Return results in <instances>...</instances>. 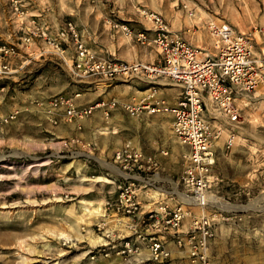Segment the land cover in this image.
<instances>
[{"label": "rangeland", "instance_id": "rangeland-1", "mask_svg": "<svg viewBox=\"0 0 264 264\" xmlns=\"http://www.w3.org/2000/svg\"><path fill=\"white\" fill-rule=\"evenodd\" d=\"M21 1L29 12H42L51 29L73 21L104 56L112 55L103 48L104 43L126 52L135 49L128 47L130 41L123 33L105 24L104 15L111 11L137 28L151 25L140 9L160 11L173 29L207 49L212 46L208 30L212 19L228 22L242 32L264 27V0H185L194 8V16L176 0ZM10 12V0H0V42L17 44L24 32L17 16ZM256 35L257 49L264 56V41L258 32ZM14 61V72L0 80V116L19 111L15 120L0 128V264H117L115 257L93 260L86 254L93 240L102 235L92 224L108 191L115 188L101 176L117 177L116 169L87 146H64L63 140L78 129L74 123L51 124L36 104L56 94L72 93L77 83L58 55L34 44L20 47ZM83 92L91 99L93 90ZM117 108L124 116L136 118L121 105ZM111 117L112 113L102 116L99 122L109 124ZM126 121L131 135L137 127L145 140L169 150L166 156L170 162L166 158L162 162L164 171L169 168L170 173L163 175H170V190L178 188L175 180L183 169L187 148L174 137L171 123L163 129L159 126L162 119L154 122L144 118L140 124ZM87 130L89 125L84 124L87 140L100 133ZM121 134L114 130L108 143L119 147L125 141ZM237 134L231 148L226 149L221 142L217 149L213 173L218 178L210 194L246 208H224L214 203L225 218L216 220L210 254L221 264H264V84L242 103ZM62 154L66 157L60 158ZM174 196L173 201L178 198ZM192 209L193 214L199 212L197 207ZM187 219L191 221V217Z\"/></svg>", "mask_w": 264, "mask_h": 264}, {"label": "built area", "instance_id": "built-area-1", "mask_svg": "<svg viewBox=\"0 0 264 264\" xmlns=\"http://www.w3.org/2000/svg\"><path fill=\"white\" fill-rule=\"evenodd\" d=\"M189 16L195 10L185 0H176ZM12 13L24 32L17 44L0 42V80L14 72V57L20 47L42 40L44 52L58 55L77 83L72 93H60L48 100H37L40 111L53 125L82 121L98 108L109 117L121 105L130 115L140 117L166 112L172 115V133L186 147L184 166L175 180L178 188L170 190V177L162 173L157 154L146 153L126 140L117 148L112 164L117 177L107 179L115 188L103 201L92 226L104 241L94 244L87 255L93 260L120 257L127 264H168L170 238L186 250L192 263L214 264L210 254L216 220L224 219L223 210L212 202H200L210 194L215 180L213 168L217 149L231 148L241 124L242 103L264 84V56L258 51V36L264 41V27L242 32L225 21L208 22L211 48L188 41L171 27L159 12L139 11L150 22L137 28L126 21L112 19V25L139 43L153 45L159 51L157 62L126 61L116 56H102L89 47L83 32L71 20L50 28L40 25L38 15H29L21 0H11ZM264 53V50L261 49ZM97 82H132L145 85L144 95L131 101L99 99L81 103L85 84ZM177 87L174 104L158 98L161 87ZM19 111L0 116V128L18 117ZM64 146L92 147L74 135L64 139ZM164 155L167 151H162ZM66 154L60 155V158ZM176 195L178 198L173 203ZM183 195L196 201L187 202ZM144 197V200L141 197ZM197 207L199 212L193 214ZM191 217L184 229V221Z\"/></svg>", "mask_w": 264, "mask_h": 264}, {"label": "crops", "instance_id": "crops-1", "mask_svg": "<svg viewBox=\"0 0 264 264\" xmlns=\"http://www.w3.org/2000/svg\"><path fill=\"white\" fill-rule=\"evenodd\" d=\"M24 6H25V4H24ZM10 10L12 12L11 0H10ZM155 11H157V10H155ZM157 12L163 14L160 11H157ZM12 14H14V13H12ZM28 14L29 15H32V14L38 15V22L40 25H42L44 23L49 25L47 23V21H45L46 20L45 17H41V15H43L42 12L36 13V12H29L28 11ZM104 17H105V24L107 23V26L109 27V29L111 28L117 32L123 33L121 30L116 29L112 25V19H118L121 21H126L130 25L135 26V24L133 22H131L129 19L123 18L118 12H114V11H111L110 13L108 12V13H106V15H104ZM166 20L170 24V20H168L167 18H166ZM56 26H58V25H56ZM49 27H50V25H49ZM55 27H53V28H55ZM83 35H84V39H85L87 45L89 47H91L94 51H96L98 54L102 55L93 46V43L90 41V39L87 38V36L84 33H83ZM124 36L127 38V42L130 41V43L128 44V47L129 46L131 48L134 47L135 48L134 50H130L128 52L123 51V50H117L115 48V46L112 47V45L107 44V43L103 44V48L107 49L110 52L109 54L112 53L118 59H122V60H126V61H144V62L153 63V62H157L159 60V51L157 50V48L155 46L141 44L136 39H134L130 36H127L126 34H124ZM31 44L36 45L38 47V49H43V47H45V44L40 39L37 40V42L31 43ZM136 46H138L139 49H136ZM146 47L147 48L152 47V48L149 49V52L142 54V51H144V49H147ZM24 50H26V48H24ZM102 56H104V55H102ZM13 63L15 64V61H13ZM84 87H85L84 89H87V90L90 89V90H93V92L91 95V99H86V96L82 95V97L79 99V102H81V103H93L99 99H104L105 101H108L111 98H116L121 102L131 101L133 99L139 100L144 95V93L146 92V91H144L145 85H141L137 81H132V82L116 81V82H107V83L106 82L93 81L92 83L85 84ZM178 90L179 89L177 87H173V86L172 87H170V86L161 87L159 94H158V98L165 100L169 104H174L176 101V98H177ZM84 93H86V92H83V94ZM37 108L39 109L38 106H37ZM111 113H112L113 117H111L109 119V124H104L103 121L99 122V120L102 119V116L103 117L105 116L103 109H101V108L96 109L92 115H90L89 117H87L86 119H84L82 121V129H80V130L78 129V132H76L74 135L81 137L82 140L85 142H90L93 146L92 147L87 146V147L91 151L98 153V155L101 158H103L104 160H110L111 162H112V157H113L114 151L117 148H119L126 140L130 139L135 144V146L141 148L144 152L157 154V156L159 157V159L161 161L162 173H170L169 168L167 169V171H164V164H163L164 162H162V161H164V158L167 159V162H170V159L168 158V156L164 155L162 152V151L169 152V150L166 149L165 147H163V145H161V147H160L159 144L155 143V141L145 140V137L143 136L142 131H140V129H138L137 127L135 128V130H132V135H131L130 132H127V124L126 123L129 121H126V120H128V119L133 120L135 123L140 124V121L143 120L144 118H152L154 120V122H157L159 119H162V122L159 123V126L163 129H165L168 127L169 123H171V125H172V115L170 113H166V112H158V113H154V114H149L145 111L140 117L131 118L127 115L124 116L122 114V110L120 108L113 109V111ZM165 116H166V118H164ZM163 119H165V120H163ZM169 119H171L170 122H169ZM116 120H118V121L116 122ZM84 124L89 125V130H87V132H91V130L92 131L95 130L96 134H97V131L100 132L99 135H94V136L92 135V137L89 140H87V138L84 137V132H83ZM68 125H73V124L69 123ZM74 127L77 128L75 124H74ZM171 128H172V126H171ZM116 129H119L121 131V133H122L121 136L123 138V141L125 140L119 147H117V146L114 147L115 145H111L108 143L110 138H111L110 134H112V132ZM213 174H214V178L217 179L218 176L215 173H213ZM166 177H170V175H167ZM108 192H110V191H108ZM141 198L144 200L143 196ZM174 201L172 199H170L171 203H173ZM190 222L191 221L186 218L184 221L183 228L187 229L190 225ZM168 247L171 251V257H170V261L168 262V264H196V263L191 262V259L189 258L187 251L178 248L176 246L175 242L171 238H170V242L168 243ZM210 252H211V250H210ZM211 256H212V259L214 261V264H221L219 262V260L214 259V256L212 253H211ZM116 259H117V264H127L120 257H116ZM247 264H250V263L247 262Z\"/></svg>", "mask_w": 264, "mask_h": 264}, {"label": "bare ground", "instance_id": "bare-ground-1", "mask_svg": "<svg viewBox=\"0 0 264 264\" xmlns=\"http://www.w3.org/2000/svg\"><path fill=\"white\" fill-rule=\"evenodd\" d=\"M100 158V157H99ZM100 160L102 161V162H104V163H106V164H108V165H110V166H113V164H111V163H109V162H105V160L103 159V158H100ZM99 160V161H100ZM101 178L102 179H106L105 181H109L107 178H104V177H102L101 176ZM183 198L187 201V202H193V201H196V198H194L193 196H187V195H183ZM205 201H209V202H212V203H215V204H218V205H220L221 207H224V208H228V207H232V208H237V209H239V208H246L245 206H243V205H236V204H228L227 202H224L221 198H219V197H217L216 196V194H206L205 196H203V199H201V203L202 202H205ZM252 203V202H251ZM257 203V202H256ZM255 203V204H256ZM251 207V206H250ZM249 207V208H250ZM94 210H96V209H94ZM104 240L101 238V237H99V238H97V239H94L93 240V244H96V243H99V242H103ZM55 264V263H54Z\"/></svg>", "mask_w": 264, "mask_h": 264}]
</instances>
